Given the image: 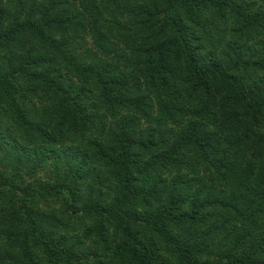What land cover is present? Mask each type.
Segmentation results:
<instances>
[{
	"label": "trees",
	"instance_id": "16d2710c",
	"mask_svg": "<svg viewBox=\"0 0 264 264\" xmlns=\"http://www.w3.org/2000/svg\"><path fill=\"white\" fill-rule=\"evenodd\" d=\"M0 264H264V0H0Z\"/></svg>",
	"mask_w": 264,
	"mask_h": 264
}]
</instances>
